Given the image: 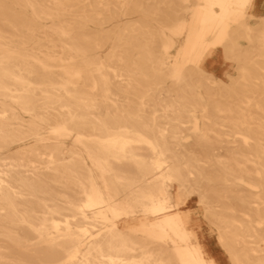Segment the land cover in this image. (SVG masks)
Here are the masks:
<instances>
[{"label": "bare ground", "instance_id": "1", "mask_svg": "<svg viewBox=\"0 0 264 264\" xmlns=\"http://www.w3.org/2000/svg\"><path fill=\"white\" fill-rule=\"evenodd\" d=\"M260 1L0 0V264H264Z\"/></svg>", "mask_w": 264, "mask_h": 264}, {"label": "rangeland", "instance_id": "2", "mask_svg": "<svg viewBox=\"0 0 264 264\" xmlns=\"http://www.w3.org/2000/svg\"><path fill=\"white\" fill-rule=\"evenodd\" d=\"M257 12L259 14H263L264 13V0H261L258 5H257ZM179 44V43H177ZM218 68H217V71H216V76L219 77V79L223 80L224 82H227L229 80L230 77H234L235 76V70H234V67H233V64L230 63V62H227V61H224L223 59L220 58L219 56V62H218ZM70 145V143L68 144ZM20 149H18L16 146H14L11 151L12 152H16ZM191 208H193V211H194V215L192 217V222L193 223H201V225H206L204 220L201 218V207L200 205H197L196 203H191L190 205ZM207 228H205V232L207 237L209 239H211L212 241H214L216 239V232L213 229V226L210 225V224H207L206 225ZM207 231V232H206ZM210 241V240H209ZM224 264H229L227 262V260L225 259L224 260Z\"/></svg>", "mask_w": 264, "mask_h": 264}]
</instances>
